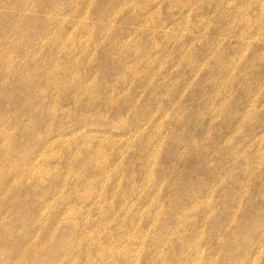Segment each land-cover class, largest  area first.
Segmentation results:
<instances>
[{
	"label": "rangeland",
	"instance_id": "374dc122",
	"mask_svg": "<svg viewBox=\"0 0 264 264\" xmlns=\"http://www.w3.org/2000/svg\"><path fill=\"white\" fill-rule=\"evenodd\" d=\"M0 187V264H264V0H0Z\"/></svg>",
	"mask_w": 264,
	"mask_h": 264
},
{
	"label": "bare ground",
	"instance_id": "6f19581e",
	"mask_svg": "<svg viewBox=\"0 0 264 264\" xmlns=\"http://www.w3.org/2000/svg\"><path fill=\"white\" fill-rule=\"evenodd\" d=\"M41 90V89H40ZM97 113H99V110H98V112ZM100 114V113H99ZM99 114H97V115H99ZM102 160V159H101ZM104 160V159H103ZM102 160V161H103ZM99 161H100V159H99ZM98 161V162H99ZM102 163V162H101ZM103 165V164H102ZM100 166V165H99ZM11 171V173H16V171L14 170V172L12 171V170H10ZM25 171V170H24ZM24 171H23V174H24ZM29 173V172H28ZM14 176V175H13ZM12 176V177H13ZM22 176L23 175H21V176H19V178H17V179H14V178H16V177H14V178H10L11 179V182L8 184L11 188L13 187H19L20 185H19V181H20V179L22 178ZM21 177V178H20ZM9 179V180H10ZM19 179V180H18ZM9 182V181H8ZM1 188V187H0ZM5 192H6V190H5ZM7 195V194H6ZM5 196V195H4ZM29 222V221H28ZM10 223V222H9ZM7 224V221H4V222H2L1 220H0V251L2 252V251H6L7 253H6V255H8L10 258L11 257H15V259H16V261H17V263H19V262H22V263H26L27 262V260L28 259H31V257L30 258H26L27 257V253H29V254H34V253H38V254H40L41 252L43 253L45 250H44V247H45V242H44V244H42L43 242H40L39 240L37 241V244H35L36 242H33V241H31L30 239H29V241H27L26 242V246L24 245V244H19V242H17L16 243V245H13V246H16L17 248H18V250H14V251H11L10 250V246L12 245H8V244H6L5 245V243H8V239L10 238H14L15 237V240L16 241H21V239H22V237H20V236H18L17 234H15L14 232L16 231V229L14 228V227H12L11 226V224ZM18 223H21L22 224V221L21 222H18ZM17 230H19V228L17 229ZM20 231V230H19ZM50 234H51V232L50 233H47V235H49L50 236ZM52 234H53V232H52ZM32 239V238H31ZM6 241V242H5ZM12 243V242H11ZM35 247V249H33L34 251V253H30L29 252V250L31 249V248H34ZM79 250V249H78ZM77 250V251H78ZM36 253V254H37ZM26 255V256H25ZM29 256V255H28ZM42 257V256H41ZM33 260V259H32ZM55 262L53 263V264H61V262H60V260H54ZM33 263V262H32ZM48 263V262H47ZM31 264V263H30ZM45 264V263H44Z\"/></svg>",
	"mask_w": 264,
	"mask_h": 264
}]
</instances>
